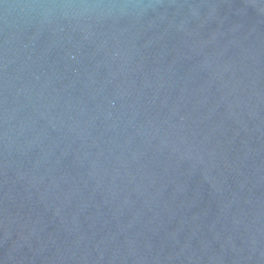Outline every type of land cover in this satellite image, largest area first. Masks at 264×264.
I'll list each match as a JSON object with an SVG mask.
<instances>
[{
	"label": "water",
	"instance_id": "water-1",
	"mask_svg": "<svg viewBox=\"0 0 264 264\" xmlns=\"http://www.w3.org/2000/svg\"><path fill=\"white\" fill-rule=\"evenodd\" d=\"M0 264H264V0H0Z\"/></svg>",
	"mask_w": 264,
	"mask_h": 264
}]
</instances>
